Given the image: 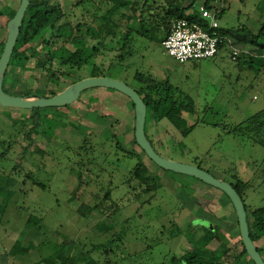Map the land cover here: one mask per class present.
I'll return each instance as SVG.
<instances>
[{"label": "rangeland", "instance_id": "rangeland-1", "mask_svg": "<svg viewBox=\"0 0 264 264\" xmlns=\"http://www.w3.org/2000/svg\"><path fill=\"white\" fill-rule=\"evenodd\" d=\"M207 1L218 11L223 9L218 19L222 30L247 27L264 44V0L177 3L190 6L186 10L190 15L199 13ZM54 2L66 12L65 22H92L91 29L101 24V16L109 10L102 0ZM137 2L145 7L138 10L130 27L140 30L138 20L143 13L154 19L162 17L154 9L159 10L163 3ZM18 5L19 0H0V53L5 25ZM114 19L121 26L118 30L122 29L126 18L119 13ZM134 40L135 55L122 65H117L119 51L109 45L100 48L97 62L107 70V77L138 88L134 74H150L170 84L176 97H190L196 103L195 114H183L188 127H195L187 136L176 119L152 122L148 117L146 134L156 152L234 183L241 187L248 209L264 208V66L255 64L252 69L249 57L233 61L229 49L211 59L179 64L162 43L137 34ZM235 45L249 56L264 55L252 45ZM27 83L42 91L50 88L40 67L11 71L6 86L23 93ZM66 83L61 81L59 86L65 88ZM102 94L95 97L84 92L80 102L39 113L0 105V264H51L52 258L54 264H171L173 257L195 246L193 232L202 235V227L212 228L213 224L237 242L236 211L229 197L193 177L153 163L134 144L132 102L120 92ZM100 110L111 118L103 117ZM133 151L141 154L161 181L157 193L144 194L145 188L132 179L130 172L138 163L129 155ZM79 185L80 196L74 198ZM109 193L112 200L103 202ZM82 205H101L100 212L87 217L79 209ZM115 209L116 214L107 219ZM31 217L33 221L28 223ZM103 221L113 223V230L99 229L98 223ZM172 224L180 236L171 238L167 228ZM17 241L20 244L14 247ZM258 248L264 252V240Z\"/></svg>", "mask_w": 264, "mask_h": 264}, {"label": "trees", "instance_id": "trees-1", "mask_svg": "<svg viewBox=\"0 0 264 264\" xmlns=\"http://www.w3.org/2000/svg\"><path fill=\"white\" fill-rule=\"evenodd\" d=\"M102 1L109 5V10L103 16H101L104 19L101 24L96 29H91L90 24L92 22L89 24L78 22L75 25L65 22L64 20L67 17L66 12L60 3L54 2V0H31V4L28 7L23 20V25L21 27L17 44L5 74V92L10 95L28 98L53 97L64 91L68 86L82 79L89 77H107V70L97 62V56L100 54V48L106 49L109 45L111 50L119 51L120 54L117 58V65H122L135 55V34L161 44L168 35L174 20L187 19L193 22H203L198 13L187 15L186 10L190 6L187 8L183 7L182 4H178L179 0H158L159 3L161 2L163 4L158 7L159 10L157 8L154 10L157 11V16L160 15L159 12L163 14L162 17L154 19L146 17L143 13L138 20L140 24V30H135L134 28L130 27V23L135 18H137L138 10L144 8L145 4H142V7L140 4L138 6L137 0ZM209 2L210 1L206 2L205 7L212 11H218V9L211 6ZM20 3L21 0H19V5L16 8V11L19 8ZM148 8H150V6ZM125 11L130 13L126 14ZM222 12L223 9H221L220 14ZM119 13L121 14V17L126 18L125 24L120 30L118 29L121 28V26L114 19V16ZM14 15L15 14H13L12 18ZM1 16L2 12L0 11V17ZM9 21L5 25L6 35L2 44L0 57L7 40V27ZM218 32L222 36L232 38L235 43L252 45L257 51H264V44H260L258 41V36L247 27L230 30H222L219 28ZM108 37H111V39L109 43L106 44V39ZM92 41L96 42V44L91 45ZM242 57H249L252 59L250 63V67L252 69L255 64L262 67L264 66V55L262 54L251 57L244 53L238 57L237 61H240ZM40 64L41 66H39ZM28 67H33L34 69L40 67L41 71L46 76V83L50 88L45 91L38 90L37 88H32L30 83L25 85V91L23 93L11 91L9 88H7L6 85L9 83V75L11 74V71L16 69H26ZM30 78H34V74L31 75ZM132 79L133 81L140 84V87L135 89L140 94L147 106L146 133L149 116L152 122H159L164 119L178 120L179 129L182 131L183 136H187L194 130L195 127H188V122L183 117L184 113H196V103L192 98L176 97V92L173 90V87L170 84L160 82L150 74H145L138 71L134 74ZM61 81L65 83L67 82V87L61 88L59 86ZM127 84L129 85V83ZM85 92H92L93 96L95 95V97H99V92H103V94H105L118 91L113 89L95 88ZM81 96L76 102H80ZM129 100L131 101L130 98ZM131 107L135 120V106L133 102ZM40 110L41 109H36L35 111L39 113ZM99 112L105 118H111L112 116L110 114L104 115L101 110ZM133 140L134 144L138 146L135 139V127L133 129ZM119 148L122 149L121 146H119ZM139 149L141 148L139 147ZM143 154L146 156L144 152ZM129 155L138 159V163L132 169L130 175L134 181L145 188L144 194H154L162 189L161 181L151 171L150 166L144 162L141 154L137 151H133L129 153ZM231 185L242 197L241 187L235 186L234 183ZM81 188V185H79L74 190V198H79ZM109 200H112L110 193L103 198V202ZM113 205H115V203H113ZM231 205L234 209L232 202ZM100 206L101 205L89 207V205H82L79 209L81 212L85 211L88 217L94 212H100ZM205 209L208 211L207 206ZM246 211L248 216L250 236L258 248V244L264 240V208L248 209L246 206ZM116 212V209L113 210V212L110 214L111 216L108 215L107 219H111V217L116 214ZM234 213L237 219V232L239 236L237 242L231 240L234 239L232 235L227 237L222 229L215 224L212 225V228L203 226L202 235H199L197 231L193 232L192 236L195 246L183 255L179 257H173L171 259V264H254L242 242L238 218L236 212ZM32 221L33 218L31 217L28 223H31ZM175 226L176 224H172V226L167 228V232L170 233L171 238L180 236L181 232ZM98 227L107 233L113 230V223L105 224L104 221L99 222ZM173 227H175V232L173 231ZM191 231L193 230L191 229ZM116 240L121 239L117 238ZM116 240H113V242ZM19 244L20 242L17 241L14 247H17ZM214 244L217 246L214 247ZM101 247L102 245L96 246L95 249H100ZM258 250L263 257L262 253L264 252L262 248H258ZM24 251L25 250H23L21 253H24ZM109 251L110 250H104V252L107 254ZM50 260V263L54 264L52 262L53 258ZM62 263L67 264L66 261H62ZM68 264H72V262Z\"/></svg>", "mask_w": 264, "mask_h": 264}, {"label": "water", "instance_id": "water-1", "mask_svg": "<svg viewBox=\"0 0 264 264\" xmlns=\"http://www.w3.org/2000/svg\"><path fill=\"white\" fill-rule=\"evenodd\" d=\"M31 0H21L14 17L8 23V36L0 57V105L17 109H44L62 107L75 103L87 90L102 88L116 90L131 99L135 106V139L146 156L158 167L193 177L207 185L224 192L231 200L238 218L241 239L254 264H264V258L250 236L248 216L245 203L237 190L228 182L218 179L197 166L168 160L160 156L154 149L146 134L147 106L135 88L127 83L111 77H89L82 79L53 97H22L10 95L4 90L5 74L17 44L23 20Z\"/></svg>", "mask_w": 264, "mask_h": 264}, {"label": "built area", "instance_id": "built-area-1", "mask_svg": "<svg viewBox=\"0 0 264 264\" xmlns=\"http://www.w3.org/2000/svg\"><path fill=\"white\" fill-rule=\"evenodd\" d=\"M198 14L202 23L187 19L172 22L171 29L162 42L165 52L179 64H186L214 58L222 50L229 49L232 60L237 61L244 52L235 45L237 43L232 38L218 32L221 28L218 22L220 11H212L203 6Z\"/></svg>", "mask_w": 264, "mask_h": 264}]
</instances>
